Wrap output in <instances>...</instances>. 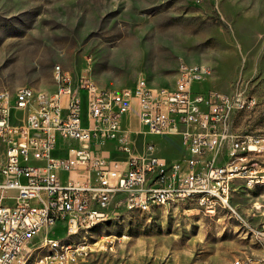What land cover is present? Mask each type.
Here are the masks:
<instances>
[{"label":"built area","instance_id":"2783aa9c","mask_svg":"<svg viewBox=\"0 0 264 264\" xmlns=\"http://www.w3.org/2000/svg\"><path fill=\"white\" fill-rule=\"evenodd\" d=\"M209 75V67L181 65L172 88L153 89L139 78L131 87L109 89L93 85L86 72L73 76L57 66L55 96H31L28 85L0 90V264H21L41 233L39 248L57 241L60 249L37 264L85 263L88 245L49 236L58 222L72 237L94 218L141 212L166 205V198L240 217L261 252L232 264H264V221L251 224L231 204L236 180L264 181V134H238L231 125L255 99L239 86L229 93L193 88ZM133 107L136 130L126 123ZM149 135L174 136L184 156L155 155Z\"/></svg>","mask_w":264,"mask_h":264},{"label":"rangeland","instance_id":"374dc122","mask_svg":"<svg viewBox=\"0 0 264 264\" xmlns=\"http://www.w3.org/2000/svg\"><path fill=\"white\" fill-rule=\"evenodd\" d=\"M192 64L210 69L194 89L229 93L239 86L255 99L235 113L234 132L264 134V0H0V90L28 85L53 94L57 66L73 76L86 72L109 89L139 78L154 89L172 88L180 66ZM126 123L138 128L134 108ZM146 141L168 161L185 154L174 136ZM231 204L251 224L264 221V187L236 180ZM43 234L26 247L23 264L48 255L38 247ZM49 236L88 245L81 264H232L259 251L230 212L210 215L189 202L117 210L73 237L58 222Z\"/></svg>","mask_w":264,"mask_h":264},{"label":"bare ground","instance_id":"6f19581e","mask_svg":"<svg viewBox=\"0 0 264 264\" xmlns=\"http://www.w3.org/2000/svg\"><path fill=\"white\" fill-rule=\"evenodd\" d=\"M55 74H56V79H57V68L55 70ZM89 79L92 80L90 78V76H89ZM93 85H97L94 82V80H93ZM21 90H23V87L20 88L18 91H21ZM29 90H30L31 96H35V97H43L44 95H46V96H55V95L59 94V86L57 87V90L53 94H46V93H43V92H38V91H36L35 89H33L31 87H29ZM245 185L249 189L257 187V186L264 187V181H262V180H252V181H249ZM179 203H180V198H166V205H175V204H179ZM154 205H156V204H149V208L154 206ZM198 206L200 208L206 210V205H198ZM258 208H260V207H258ZM147 210H149V209H141V212L147 211ZM109 216H111V215H102V216H100L98 218H94L93 220H91L88 224H86L83 227V230H86V229L94 226L97 223H100V222H103V221L107 220ZM234 217H236L238 219V221L241 223V218L240 217H238V216H234ZM242 226L247 229V226H244L243 224H242ZM67 237H70V236H67ZM61 244H64L62 240H61ZM72 245H73V242H72ZM45 248L48 249L49 253L44 258H51V257L57 255V249H60V242H57V241H46L45 242ZM23 258H24V256L21 259V264H23L22 263Z\"/></svg>","mask_w":264,"mask_h":264},{"label":"crops","instance_id":"0c3cea01","mask_svg":"<svg viewBox=\"0 0 264 264\" xmlns=\"http://www.w3.org/2000/svg\"><path fill=\"white\" fill-rule=\"evenodd\" d=\"M135 110H136V108L135 107H133ZM132 108V109H133ZM138 139H137V142H141V137H137ZM113 143H107L106 145H105V147L106 148H112V145ZM114 153V152H113ZM61 176L64 178L65 176H66V173H62L61 174ZM235 183V182H234ZM258 249H259V251L257 252V254H255V253H252V254H254V255H258L260 252H261V248L259 247V245H258Z\"/></svg>","mask_w":264,"mask_h":264}]
</instances>
